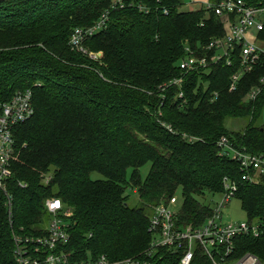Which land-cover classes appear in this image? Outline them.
Wrapping results in <instances>:
<instances>
[{
    "label": "trees",
    "instance_id": "obj_1",
    "mask_svg": "<svg viewBox=\"0 0 264 264\" xmlns=\"http://www.w3.org/2000/svg\"><path fill=\"white\" fill-rule=\"evenodd\" d=\"M213 5L238 0H203ZM264 7V0H241ZM205 3V4H206ZM182 0H0V95L10 100L31 90L35 115L14 131L16 148L9 198L0 190V264H15L14 237L49 233L46 202L60 199L72 213L70 242L59 245L69 262L107 256L111 262L144 257L152 264H180L182 255L153 249L150 219L181 191L182 225H202L212 208L198 200L225 193L236 183L249 223L264 221V175L242 178L237 151L264 154V56L236 90L237 48L232 66L187 76L183 98L171 82L190 54L212 58L210 44L224 25L204 7L183 11ZM168 10V14L164 13ZM104 25L73 50L76 29ZM264 42V31L258 35ZM101 54V56H99ZM262 92L255 100L248 94ZM249 120L243 132L227 121ZM150 165L146 179L141 169ZM131 173L130 180L129 174ZM93 174L102 179L94 181ZM134 190L138 202L131 203ZM49 219V225H48ZM237 256L264 264V235L239 238ZM193 264H209L198 252Z\"/></svg>",
    "mask_w": 264,
    "mask_h": 264
},
{
    "label": "built area",
    "instance_id": "obj_2",
    "mask_svg": "<svg viewBox=\"0 0 264 264\" xmlns=\"http://www.w3.org/2000/svg\"><path fill=\"white\" fill-rule=\"evenodd\" d=\"M204 8L220 18L224 25L225 36L210 44L211 50L217 54L212 58L199 57L190 54L179 64L180 77L174 79L171 84L179 88V97L183 98L187 76L193 72L211 71L210 67L221 61H226L232 66V58L240 50L239 60L241 69L231 78V91H235L243 77L251 73L264 56V44L258 35L264 31V7H250L245 2L228 1L219 5L209 2ZM167 15L168 10H164ZM99 21L90 29H76L70 40L73 50H82L85 40L93 37L104 25V20ZM264 86V77L260 81ZM262 87H256L248 94L249 100H255L262 92ZM31 90L17 92L12 99L3 100L0 95V190L7 191L6 181L11 176V161L16 148L14 131L35 115ZM223 154L231 152L235 161L241 164L244 173L243 180L256 183L259 177L249 174L250 170L256 172V176L264 175V154L252 155L247 152L237 151L230 146L229 140L223 138L220 141ZM237 193L236 183L226 179L225 193L220 195L219 202L212 208V215L202 225H182L178 212L179 199L174 197L167 203L156 208L150 219V232L153 235V249L165 248L182 255L180 264H193L198 252H200L209 264H260L258 259L250 254L243 257L237 256V241L239 238L259 239L264 235V221L255 223L225 222L223 211L229 205ZM9 204L11 203L10 197ZM46 209L51 217L49 233L45 237L26 239L14 237L15 264H152L144 257H134L117 262H111L107 256L86 262H69L66 254L58 252L59 245L70 242L69 223L72 213L66 209L60 199H51L46 202Z\"/></svg>",
    "mask_w": 264,
    "mask_h": 264
},
{
    "label": "rangeland",
    "instance_id": "obj_3",
    "mask_svg": "<svg viewBox=\"0 0 264 264\" xmlns=\"http://www.w3.org/2000/svg\"><path fill=\"white\" fill-rule=\"evenodd\" d=\"M199 1L201 0H182L183 11H192L196 10L199 8L200 3ZM203 1V0H202ZM261 46L264 47V44H261ZM249 120L243 119V120H229L226 123V126L230 132L234 133H240L243 132L245 127L248 125ZM261 125H263L264 128V110H263V116L261 120ZM151 166L146 165L141 169V176L143 179H146V177L149 174ZM131 173L129 174V180H130ZM92 179L94 181L102 179V177L99 174H93ZM129 196H130V201L131 203L138 202L137 199V194L134 190H129L128 191ZM177 198L179 199L180 203L183 202V194L181 191H179L176 194ZM198 200H200L202 203H207L210 207H214L216 202H219L220 196H213L209 193H206L204 196L200 197ZM223 220L225 222H245L247 220V215L245 214L243 208H242V203L238 199H233L232 202L226 206V208L223 211ZM48 225H49V219H48Z\"/></svg>",
    "mask_w": 264,
    "mask_h": 264
},
{
    "label": "crops",
    "instance_id": "obj_4",
    "mask_svg": "<svg viewBox=\"0 0 264 264\" xmlns=\"http://www.w3.org/2000/svg\"><path fill=\"white\" fill-rule=\"evenodd\" d=\"M199 3H200V5H201V6H199V8H201V7H204V4H205L206 2L201 0V1H199Z\"/></svg>",
    "mask_w": 264,
    "mask_h": 264
},
{
    "label": "water",
    "instance_id": "obj_5",
    "mask_svg": "<svg viewBox=\"0 0 264 264\" xmlns=\"http://www.w3.org/2000/svg\"><path fill=\"white\" fill-rule=\"evenodd\" d=\"M99 56H101V54Z\"/></svg>",
    "mask_w": 264,
    "mask_h": 264
}]
</instances>
